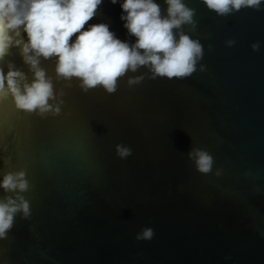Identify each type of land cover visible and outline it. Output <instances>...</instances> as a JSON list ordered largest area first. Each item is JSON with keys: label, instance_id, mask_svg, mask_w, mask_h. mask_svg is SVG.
<instances>
[{"label": "water", "instance_id": "water-1", "mask_svg": "<svg viewBox=\"0 0 264 264\" xmlns=\"http://www.w3.org/2000/svg\"><path fill=\"white\" fill-rule=\"evenodd\" d=\"M155 2L166 16L165 0ZM183 2L197 21L183 31L204 47L190 77L129 87L128 77L148 71L141 67L112 94L84 93L73 79L61 115L46 119L0 98V180L24 169L31 185L22 193L31 218L16 215L0 239V264H264V0L259 11L227 17L202 0ZM122 3L102 0L85 30L106 23L134 44ZM10 52L6 61L31 82L19 48ZM55 60L41 66L58 91L65 82L55 80ZM117 144L132 155L120 158ZM192 148L213 157L212 172L197 170ZM145 227L154 237L136 240Z\"/></svg>", "mask_w": 264, "mask_h": 264}, {"label": "clouds", "instance_id": "clouds-1", "mask_svg": "<svg viewBox=\"0 0 264 264\" xmlns=\"http://www.w3.org/2000/svg\"><path fill=\"white\" fill-rule=\"evenodd\" d=\"M167 15H162L161 6L155 0H123L121 8L126 15L124 27L136 41L129 44L118 39L108 24L85 25L93 19L102 0H0V65L7 64L5 74L0 66V98L12 97L17 109L35 114L41 119L59 116L65 104L64 88H71L73 79L84 93L102 87L108 94L115 93L118 82L129 71L135 73L141 67L148 69L141 75L127 79L129 87L139 85L145 77L156 79H185L197 71V64L203 58L204 47L198 39H193L183 31L197 30L194 19L196 10L183 0H165ZM206 7L218 16L227 17L243 8L261 10L262 0H202ZM116 4L117 0H111ZM27 33V42L21 36ZM75 40L73 41V37ZM178 36V38H177ZM228 47L236 41H225ZM13 47L19 48L29 70L33 74L31 82L27 75L6 61ZM209 49L212 45H208ZM253 51L260 50V42L251 44ZM55 60V80L64 81L56 90L53 78L41 66V60ZM200 64L199 70L204 71ZM120 158L132 155V149L123 144L116 145ZM199 172H212L213 157L205 150L192 148L188 153ZM222 169L214 175L220 176ZM26 171L20 169L3 174L0 188L4 195L0 198V239L7 238L13 228L15 217L31 218V207L22 193L31 185ZM155 233L145 227L136 234V240H151Z\"/></svg>", "mask_w": 264, "mask_h": 264}]
</instances>
